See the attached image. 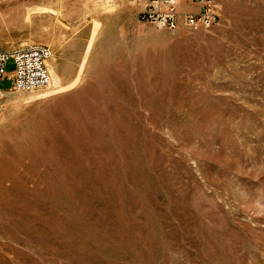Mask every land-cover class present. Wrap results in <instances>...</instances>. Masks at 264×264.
<instances>
[{
  "label": "rangeland",
  "instance_id": "rangeland-1",
  "mask_svg": "<svg viewBox=\"0 0 264 264\" xmlns=\"http://www.w3.org/2000/svg\"><path fill=\"white\" fill-rule=\"evenodd\" d=\"M147 3L0 0L3 50H51L47 87L0 81V264H264V0Z\"/></svg>",
  "mask_w": 264,
  "mask_h": 264
},
{
  "label": "built area",
  "instance_id": "built-area-1",
  "mask_svg": "<svg viewBox=\"0 0 264 264\" xmlns=\"http://www.w3.org/2000/svg\"><path fill=\"white\" fill-rule=\"evenodd\" d=\"M54 1V0H46ZM199 3L197 14H181L177 0H148L146 10L141 14L142 20H155L165 24L169 30L176 28L179 16L184 18L188 26L193 29L211 27L218 21V8L214 0H195ZM51 57V50L42 44L21 45L11 51L3 50L0 46V81L8 60L14 64V72L9 75L12 90L15 92L32 91L48 86L50 74L47 61ZM4 91L0 88V113L3 111L2 98Z\"/></svg>",
  "mask_w": 264,
  "mask_h": 264
},
{
  "label": "crops",
  "instance_id": "crops-1",
  "mask_svg": "<svg viewBox=\"0 0 264 264\" xmlns=\"http://www.w3.org/2000/svg\"><path fill=\"white\" fill-rule=\"evenodd\" d=\"M40 8H43V7H40ZM178 10L182 14H195L200 11V7L192 0H178ZM46 14H53V13L51 11V12H47ZM47 67H48V70H50L49 61L47 62ZM4 92L7 93V91H4Z\"/></svg>",
  "mask_w": 264,
  "mask_h": 264
},
{
  "label": "bare ground",
  "instance_id": "bare-ground-1",
  "mask_svg": "<svg viewBox=\"0 0 264 264\" xmlns=\"http://www.w3.org/2000/svg\"><path fill=\"white\" fill-rule=\"evenodd\" d=\"M178 1V0H177ZM47 12H51L50 9H47V8H40V7H35L33 8L32 10H28V13L29 15H32V14H46ZM28 15V16H29ZM48 62V61H47ZM52 72V71H51ZM51 74V73H50ZM59 79H57L56 77H54V80H53V84L54 86L57 88V86L59 85ZM50 83V82H49ZM49 85V84H48ZM58 90L60 89V86L57 88Z\"/></svg>",
  "mask_w": 264,
  "mask_h": 264
}]
</instances>
